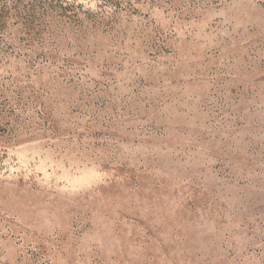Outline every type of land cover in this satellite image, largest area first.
I'll return each mask as SVG.
<instances>
[{"label":"rangeland","instance_id":"374dc122","mask_svg":"<svg viewBox=\"0 0 264 264\" xmlns=\"http://www.w3.org/2000/svg\"><path fill=\"white\" fill-rule=\"evenodd\" d=\"M0 264H264V0H0Z\"/></svg>","mask_w":264,"mask_h":264}]
</instances>
